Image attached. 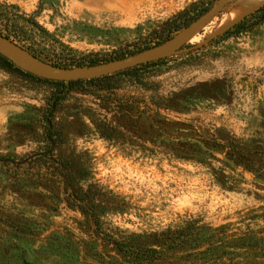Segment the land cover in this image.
I'll return each instance as SVG.
<instances>
[{
    "label": "rangeland",
    "instance_id": "obj_1",
    "mask_svg": "<svg viewBox=\"0 0 264 264\" xmlns=\"http://www.w3.org/2000/svg\"><path fill=\"white\" fill-rule=\"evenodd\" d=\"M221 1L0 0V33L42 69L90 67L165 50ZM239 1L122 78L111 105L81 92L60 104L67 141L55 155L80 158L91 171L83 186L109 189L124 211L98 228L59 202L57 186L0 184V264H137L109 242L121 233L154 250L153 264H264V22L249 18L264 3L214 33ZM55 91L0 70L1 156L43 151Z\"/></svg>",
    "mask_w": 264,
    "mask_h": 264
},
{
    "label": "trees",
    "instance_id": "obj_2",
    "mask_svg": "<svg viewBox=\"0 0 264 264\" xmlns=\"http://www.w3.org/2000/svg\"><path fill=\"white\" fill-rule=\"evenodd\" d=\"M256 16H259L260 21L264 22V6L251 14L249 18ZM247 20L248 18H245L240 25L234 27L225 35H229L233 30L244 27ZM0 34L5 40H10L8 35ZM169 40L163 41L157 46H162ZM153 64L156 63H149L147 65ZM147 65L129 69L112 76L66 83L43 79L25 72L0 53L1 71L16 76L30 84H47L56 90L50 99L49 115L48 117L46 116L45 121L46 125L43 136L44 152H33L20 158H9L0 155V184L3 185V189L17 191L31 189L35 193L42 194L43 191H47L48 193V188L51 185L57 186L60 194L58 197L59 202L65 203L71 209L81 211L98 228L101 227L100 217L107 212L122 213L125 205L120 197L112 191L99 184H90L87 187L83 186V183L90 179L91 171L81 162L80 158L55 155L56 150L67 141V135L64 133L61 124L55 121V116L60 104L67 100L74 92L96 96L98 99L103 100L106 106L111 105L115 101L113 99V91L119 87L121 79L131 76V72ZM100 93L108 94L99 95ZM123 110L122 106L117 110V113H123ZM106 124V122L97 123L95 121L98 129L106 126ZM12 225L23 232L30 230L27 225ZM135 239L139 238L121 233L117 238L111 237L109 242L122 258H127L137 264H144V262L149 264L155 263L156 261L153 258L156 259V257L146 255V253H155V251L151 249L145 251V253L138 251L141 245L137 246L132 243Z\"/></svg>",
    "mask_w": 264,
    "mask_h": 264
},
{
    "label": "water",
    "instance_id": "obj_3",
    "mask_svg": "<svg viewBox=\"0 0 264 264\" xmlns=\"http://www.w3.org/2000/svg\"><path fill=\"white\" fill-rule=\"evenodd\" d=\"M237 0H222L214 8L202 15L198 20H196L190 27L186 30L184 36L174 42L170 47L166 48L157 53H139L127 58L109 62L106 64H100L90 67H82L75 69H57V70H43L31 65L24 63L18 58L12 56L5 49V39L0 35V53L14 63L21 70L28 72L37 77L57 81V82H77L98 79L106 76H112L117 73L127 71L142 65H147L164 59L168 55L174 54L180 51L185 44H187L195 34L202 29L208 22L213 20L220 12L225 9L230 4ZM232 166H234L231 163Z\"/></svg>",
    "mask_w": 264,
    "mask_h": 264
},
{
    "label": "bare ground",
    "instance_id": "obj_4",
    "mask_svg": "<svg viewBox=\"0 0 264 264\" xmlns=\"http://www.w3.org/2000/svg\"><path fill=\"white\" fill-rule=\"evenodd\" d=\"M263 3L264 0H240L238 3L231 5L230 8H228L229 12L220 16L222 18V21L215 26L214 33L219 34L226 31L227 29L238 23L245 16L252 13L257 8L261 7L260 5H262ZM5 49L12 56L18 58L24 63L42 69L36 62H34V60H31L30 57H28L21 51L11 47L7 48L6 46Z\"/></svg>",
    "mask_w": 264,
    "mask_h": 264
}]
</instances>
